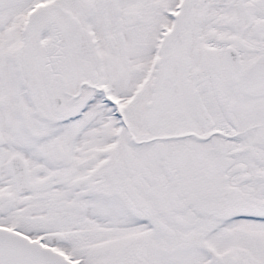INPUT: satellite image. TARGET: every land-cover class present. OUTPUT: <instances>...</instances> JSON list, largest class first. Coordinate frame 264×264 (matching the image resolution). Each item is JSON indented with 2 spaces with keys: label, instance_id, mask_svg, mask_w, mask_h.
<instances>
[{
  "label": "snow or ice",
  "instance_id": "obj_1",
  "mask_svg": "<svg viewBox=\"0 0 264 264\" xmlns=\"http://www.w3.org/2000/svg\"><path fill=\"white\" fill-rule=\"evenodd\" d=\"M0 264H264V0H0Z\"/></svg>",
  "mask_w": 264,
  "mask_h": 264
}]
</instances>
